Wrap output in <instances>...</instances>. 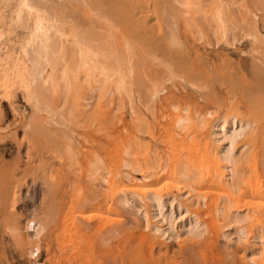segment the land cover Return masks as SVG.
Listing matches in <instances>:
<instances>
[{
	"label": "bare ground",
	"instance_id": "bare-ground-1",
	"mask_svg": "<svg viewBox=\"0 0 264 264\" xmlns=\"http://www.w3.org/2000/svg\"><path fill=\"white\" fill-rule=\"evenodd\" d=\"M172 2L178 5L177 8ZM237 2L235 0H0V264H100L97 262V250L93 246L94 243L92 244L95 240L90 242V238L93 236L94 231H96L94 235H98L97 231H102L107 223L98 222L99 224H96L95 230L90 233L92 236L88 238L86 235L88 241L85 239L84 233L91 224L78 223L79 220H76V216L73 217L79 205L86 204L87 206L88 204V207L90 205L99 207L101 203L108 204V201L111 202L113 200L112 196H115L117 205L120 204L123 209L128 208L126 210L131 209L134 212L133 215L143 224V230L148 231L147 234L138 233L139 236L141 235L143 246L149 255L145 262H142L144 264H208L205 252H209L210 249L206 251V248L213 246L211 245L212 241L211 244H207L208 240L204 239L205 237L210 239L209 236L215 233L220 234L228 243L247 242L246 251L240 260L234 259L233 262H224V264H264V188H261V185L255 188L253 184H246L247 176L250 173L247 171L248 174L245 180L244 176L246 174L241 168L242 162L246 161L247 163V160L250 161V158L255 155L254 152V155L250 156L249 152L252 146L250 149V145L245 139H249V142L255 137L263 140L264 121L260 122L259 119L254 116L253 119L250 115L251 118L247 115L238 116L235 114L218 115L217 118L211 120L210 118L214 117V110H205V113L201 110L202 113L199 110H193L190 104L173 101L170 104L172 109L170 117L166 116L169 122H165L166 128L164 124H161L164 127L161 128L164 129L163 131L166 129L167 137H164L168 138L171 143H175L178 140L176 138L184 142L183 147L185 150L188 148V151L184 152L187 153L182 155L183 159H179L178 155V165L176 166H174L176 160L172 161V157L169 158H172L173 164L170 163L169 166L166 163L169 161H166V159H170L167 157L163 158L166 162L163 161L162 166L158 164L161 161L151 162L152 166L150 168L146 163L147 171H144L145 168L142 169L140 162H132L130 157L133 154L130 148L123 147L124 157L119 160L121 161L120 166L118 165L119 161L116 164L118 167L121 168L122 166L124 168V176L121 177L122 180L126 179L128 184H125L124 181V183H118L114 180L110 165L111 157H109V153L113 149H109V152L101 149L104 153L99 150L103 145L106 149V146L108 147L111 143L112 130L110 127L116 122L121 123V115L120 117L118 115L120 112L124 115L123 109H127L129 116L133 119L131 120L137 123L133 122L132 126L134 127L135 124L136 127L140 126L138 127L140 134L143 131V126L147 125L145 112L147 111L153 119L154 104L160 99L161 94L163 95L164 88L161 84L163 79L158 75H154V72L147 68L151 66L150 63L145 67L147 62L157 63L161 67L160 70L162 69L158 74L165 75L164 78L168 82L176 80L178 83L177 78L179 77L181 82L177 87H180L183 92L189 91L199 99H203L201 93L204 90L203 85L205 83L208 84L207 87L211 85L207 81L208 79L210 81L211 78L208 77H211V74H208V79L206 78L205 82L203 80L204 83L200 87L193 82L195 79L193 77L192 80L189 73L191 69H194L195 63H198L194 57H198L200 53L197 49L189 46L185 47L179 38L177 22L181 17L186 19L184 22L186 25H192L196 30H199L200 34L201 32L203 34L206 29L207 31L210 30L212 33L210 37L214 36L215 38L213 40L215 42L212 44L218 52L222 53L225 49L228 50L229 47H234L233 50L238 49L237 56L240 57L239 61L242 62L241 67L238 69L241 78L247 76L244 70L253 69L256 70V73L258 72V75H262L261 83L264 85V34L259 28L258 20L260 18L257 20L258 17L255 11L250 10L247 5L244 9L241 5L243 11L241 12ZM239 4L241 3L239 2ZM251 4L254 5L255 2L254 4L251 2ZM261 13L263 14V11ZM188 28L190 27L187 26ZM195 29H193V33L198 34L199 32ZM185 32L187 33V30ZM195 34L192 35L193 39L191 38V40L196 38ZM200 34H198V37ZM207 38L206 42L209 40ZM203 39L199 37V41ZM211 41L207 44L204 42L205 46H210ZM239 46H242V48H239ZM159 52L162 53V58L161 56L158 57ZM199 62L203 63V66H207L205 65V59L204 62L201 60ZM154 68L153 66L152 70ZM224 68L223 72H225ZM183 69L190 72L184 74L186 70ZM205 71H207V68ZM218 71L214 74H217L219 78L224 76L220 71L221 75H219ZM208 72L212 71L209 70ZM230 73L232 74V72ZM232 78H230L231 82L234 79ZM228 79H226L227 82H229ZM244 80H247V78ZM211 81L215 80L211 79ZM224 82L221 83L222 86L227 83ZM215 84L218 86L217 83ZM232 85L235 87L234 82L230 86ZM239 85L242 87L241 84ZM249 85L250 83L245 85L244 82L243 87L251 92L250 90L254 89ZM240 86L237 84V87L241 88ZM173 87L175 88V85ZM237 87L236 92L239 91ZM261 88L264 90L263 86ZM256 91L258 93L259 90L256 89ZM230 92L234 93L231 89ZM243 93L248 92L244 91ZM239 94H242V92ZM144 97L149 98L145 103L142 102ZM17 98L22 100V106L20 102L18 104ZM248 98L250 97H247L246 101ZM260 99L263 103L262 97ZM251 104L252 102H250L252 107L253 104ZM247 105L249 106V104ZM21 107L23 110H21ZM9 111L14 114L16 120L12 118V122L8 121ZM162 116L164 118V115ZM256 117L259 118L257 115ZM84 127H87L88 131L96 132L97 136H99V132L105 133V136L102 140H97L92 132L83 135ZM78 128L81 131L82 128L84 130L79 131V133L77 132ZM194 128L197 130H195V133L209 130L210 138H208L210 140L204 138V140L197 141L198 144L193 142L194 146L191 144L193 147H191V150L189 148L190 144H186L185 138L189 137L187 140L191 139L190 142H192V138L195 140L196 134L193 137L186 133L189 130L193 131ZM18 129L23 131V137H16ZM191 131L189 133H192ZM30 133L32 136H35V134L40 136V134L45 133L48 140L60 143L61 148L58 145L60 153L59 150L56 152L57 149L54 153V149L51 148L42 147L37 149L30 142L23 143L22 139ZM131 136L135 137L137 134ZM201 137L205 136L198 135L197 139ZM79 138H82L84 142L81 143ZM119 138L120 136L116 140ZM135 138L136 143L139 144L140 139ZM9 139L11 141L8 144ZM79 143H86L85 145L88 146L84 145V148L82 146L76 147ZM99 143H101V146ZM176 143L178 144V142ZM254 143L255 146L256 143ZM129 144L131 145V142ZM131 146L133 147V145ZM178 147L180 149L181 145ZM183 147L180 152H183ZM76 148L83 149V152L79 150L80 153H77ZM156 152L154 151L152 156L155 157ZM12 153H15V157L9 163L6 161V157L12 155ZM143 153L144 151H142V155ZM180 158L182 157L180 156ZM65 159L72 168L68 172L72 179L70 184L66 185L70 189L67 187L66 189L70 191L71 188L77 187L73 191V193H76V190H79L78 186H83L80 184L84 183L85 190L90 192L97 189L95 188L97 185L102 187L101 190L97 189L100 192L96 190L98 194L91 195L89 192V196L86 198L80 197L79 200L77 195L73 194L74 198L76 196L78 200H75L78 204L76 203V206L74 204V207H72V202L67 203L64 201L66 190H64L61 182L51 179L54 175L52 174L53 170L58 173L60 171V174L63 170L65 173ZM136 159L135 161H137ZM194 159L195 161H193ZM78 160H81L83 164ZM261 160L259 162L264 164V160ZM114 161L116 162V160ZM197 161L201 162L198 163L200 166L196 163ZM247 164L249 165V162ZM263 164L260 167V171L262 170L263 173L260 174L264 176ZM30 166H34L37 171H40V174L37 173V178H33L31 185L34 186L40 183L44 185L41 191H37L43 194H41L42 198L39 206L37 205L31 210L30 207L36 205L37 195L30 202L23 194L28 191L29 183L25 182L24 175ZM253 166L255 165L251 167ZM170 167L177 176L173 180L168 178V174L166 176L164 174L170 170ZM197 171L199 172L196 173ZM253 172L256 173V170ZM259 172L256 173L257 176H259ZM170 173L172 174V172ZM58 178L60 177L58 176ZM249 180L251 181L250 178ZM171 181L173 187L170 185ZM80 190H82V187ZM82 192L84 191L82 190ZM82 192L81 196L83 195ZM203 192L210 194L207 195ZM69 193L71 195V192ZM211 194H216L211 196L213 199L208 198ZM134 200L143 203L141 205L144 207H137L135 205L137 202L134 204ZM237 200L243 201V203L239 204ZM106 206L108 207V205ZM110 207L111 210H106V213L112 211L113 206ZM66 208L71 215L72 210H69L75 208L73 217L71 215L69 217L67 214V218L66 214L62 213L64 209L66 211ZM104 209L106 208L104 207ZM90 210L92 211V209ZM93 213L92 215H94ZM106 213L104 214V216L106 215L105 220L109 216ZM97 216L100 217L99 214ZM208 216L211 217V220L204 221L203 217L209 219ZM102 218L98 220L101 221ZM92 226L94 227V224ZM61 228H65L69 234H73L75 239L79 237L78 235L82 236L84 234L83 238L80 237L81 240L77 242L74 240L70 241L71 243L68 242L70 244L68 246L65 244L64 237L63 241L59 239L58 232L63 233L65 230L62 232L60 231ZM125 231L127 230L125 229ZM124 233L122 231V234ZM97 235L93 237L96 238ZM65 237H68V235H65ZM105 237H102V239ZM214 237H211L210 240ZM107 238L111 239L112 237ZM184 240L185 243L187 240L191 243L194 241L193 243L203 245H199L198 251L196 253L194 251L195 256H193L191 251L195 250L194 247H197L196 244H193L194 247L190 248L191 251L187 249V252L189 251L193 257L182 258L174 252L176 250L170 247L174 246L172 244L176 242H178V246L179 242ZM102 241L104 244V239ZM84 242H88V245L83 244ZM124 243L126 244V242ZM104 246L105 244L102 247L104 248ZM86 247L87 249H85ZM105 248L103 250L99 248V253L104 256L114 254L110 246L106 245ZM183 248H181V251H183ZM138 254L142 255L141 251ZM83 256L88 257V259L84 261ZM214 258L215 254L211 253V264L212 259L216 260ZM217 260L219 263L224 261V259Z\"/></svg>",
	"mask_w": 264,
	"mask_h": 264
},
{
	"label": "rangeland",
	"instance_id": "rangeland-1",
	"mask_svg": "<svg viewBox=\"0 0 264 264\" xmlns=\"http://www.w3.org/2000/svg\"><path fill=\"white\" fill-rule=\"evenodd\" d=\"M229 1H232V0H229ZM237 3H238V7H239V9L241 10V12H243L242 11V8L244 9V7H245V5H247V7L250 9V10H252L253 12L255 11V13H256V15H257V20L259 21V28H260V30L262 31V34H264V31H263V29H264V19H262V18H264V9L262 10V8H264V0H253V1H250V0H235ZM239 2L241 3V4H239ZM251 2L254 4V2H255V4L254 5H252L251 4ZM173 3V2H172ZM174 4V6H175V8H177V6L178 5H176L175 3H173ZM237 5V4H236ZM241 5H242V8H241ZM253 7H252V6ZM255 6V7H254ZM255 8V9H254ZM257 9V10H256ZM259 9V10H258ZM258 13H257V12ZM261 11H263V14L261 13ZM261 15V16H258V15ZM244 17V16H243ZM167 18V17H166ZM165 18V19H166ZM184 20V21H183ZM262 20V21H261ZM166 21V20H165ZM186 21V19H184L183 17H181V18H179L178 19V22H177V25H178V34H179V38L181 39V41L184 43V45H185V47H187V46H189V47H192V48H194V49H197V51L200 53V55L198 56V57H194L195 58V60H196V62H198V63H195V67H194V69L192 70H190V71H187L186 69H183L185 72H184V74L186 73V74H188L189 72V74H191V78H192V80H193V77H194V79L195 80H193V82L194 83H196L197 84V86H202L203 84L202 83H204L205 82V80H207L208 78H211V79H214L215 81H211V79H210V81H209V79L207 80L208 81V83L210 82V84L211 85H213V86H211V85H209V87H207V83H205V85H203V87H204V90L201 92L202 93V98L203 99H199L198 97H196L195 96V94L194 93H191V92H183L182 90H181V88L179 89L178 87H177V85L179 86V83L181 82V80H180V78L178 77L177 78V80H179L178 81V83H177V81L175 82V81H169L168 82V80H166L164 77H165V75L163 76V74L161 73V75L160 74H158V72H161L162 71V69L160 70V68L161 67H159L158 65H157V63L156 64H154V63H152V62H147V64L145 65V67H147L148 66V64L150 63V65L153 67H155L153 70H152V67L151 66H148L147 68L149 69V70H151V71H153L154 73V75H158V76H160V78H162L163 80H161V84H162V86H163V90H164V92H163V95L161 94V96H160V99L154 104V109L153 110H155V111H153L152 113H153V115L154 116H152V118L153 119H151V116H150V114L146 111L145 112V110H143L144 112H145V114H146V119H147V125H145V126H143V128L145 129H143L142 128V132H141V134H143V135H141L140 133H139V131H138V127H140V126H137L136 127V122L135 121H132L133 119L129 116V114H128V110L127 109H123V111H124V115H123V113L122 112H120V114L118 115L119 117H120V115H121V123H115V124H113V125H111V130H112V133H111V135H112V138H111V143H109V145H108V147L106 146V149H105V147H104V145H103V147H101L99 150L101 151V149L103 150L104 149V151H110L111 149H113V150H111L110 151V153H109V157H111V159H110V165H111V170H112V174H113V176H114V180H116L118 183H124L125 182V184H128V182H127V180L126 179H123L122 180V177L124 176V174H123V171H124V168L121 166V168L120 167H118V165L120 166V164H121V161H119L122 157H124L123 156V147H127V148H130V151H131V153L133 154V155H131L132 157H130L131 159H132V162H140L141 163V165H142V169H143V167L145 168V169H143L144 171H147L146 169H147V166L150 168L151 166H152V163L151 162H153V161H155V162H159V161H161V162H159L158 164L159 165H163L166 161H169V162H166V163H168L169 164V166H170V163L171 164H173V162L172 161H175V163H177V164H175L174 163V166H176V165H178V160H177V157H178V155H179V159H183V156L182 155H185L187 152H184V151H188L187 149V146H186V150H185V148L183 147V143L184 142H182L181 140L179 141V138H176V139H178L176 142H178V144L175 142V143H171V141L170 140H168V138H166L167 137V133L165 132L166 131V129H165V131H163L164 129H162L161 127H163V125H161V124H164V127H165V122L166 123H168L169 121H167L168 120V118H166V116L167 117H170V114H171V112H172V109H171V107H170V104L173 102V101H179V102H182V103H186V104H190L191 105V107H192V109L193 110H199L200 112H204L205 110L207 111V110H214L213 112V116L214 117H212V118H210L211 120L212 119H214V118H217L218 117V115L219 116H222V115H225V114H235V115H240V116H242V115H247V116H252V118H253V116L256 118V119H259V121L260 122H262V121H264V102L263 103H261V99L259 100V98H261L262 97V101H264V90L261 88V86H263V88H264V85H262V75L261 74H259L258 75V72L256 73L253 69H250V70H248V71H245L244 70V73L247 75L245 78H247V80H244L245 78H241V75L238 73V69H239V67H241L240 65L242 64V62H240L239 61V56H237L238 55V53H239V51H238V49H235V50H233V48L234 47H229L228 48V50H224L222 53H220V52H218L217 51V48L212 44L213 42H215V41H213V40H215V38H214V36L213 37H210L211 35H212V33H211V31L210 30H208L207 31V29L206 30H204V32H203V34H202V32H201V34H200V32H199V30L197 29H195L192 25H186L184 22ZM263 22V23H262ZM184 24V25H183ZM263 26H262V25ZM182 25V26H181ZM186 26V27H185ZM187 26L188 27H192L193 29H195V31H197V32H199L198 34H200L199 35V37H200V39H205V41H201V43H200V41H199V37H198V34L196 33H193V29H190V28H188L187 29ZM185 27V28H184ZM263 27V28H262ZM187 30V33L185 32ZM191 31V32H190ZM210 31V32H209ZM206 32H208V33H210V34H206ZM185 33H186V35H185ZM191 33H193V34H195L196 35V38L194 39V40H191V38H192V35L193 34H191ZM188 34V35H187ZM190 34V35H189ZM205 34H206V36L208 37H206L205 36ZM205 36L207 39H209L208 40V42L209 41H211V47L210 46H205L208 42H206V38L205 37H203V36ZM188 36V37H187ZM191 36V37H190ZM193 39V38H192ZM196 40H197V42H196ZM204 42H206V44H204ZM215 44V43H214ZM199 45V46H198ZM200 47V48H199ZM209 47V48H208ZM211 48V49H210ZM212 48H215V49H213L212 50ZM232 48V49H231ZM239 48H242V46H239ZM230 49H231V51H230ZM229 51V52H228ZM202 53V54H201ZM160 54V55H159ZM204 54V55H203ZM213 54H215V55H213ZM158 57L160 58V56H161V58H162V53L161 52H159L158 54ZM219 55V56H218ZM214 56V57H213ZM223 56V57H222ZM201 57H202V59H201ZM211 57V58H210ZM218 57V58H217ZM197 58L199 59V61L201 60V61H203L204 62V59H205V65H207V66H203L204 64L203 63H201V62H199L198 60H197ZM222 59V60H221ZM211 60V61H210ZM216 60V61H215ZM209 61H210V63H209ZM217 62V63H216ZM222 62V63H221ZM215 63V64H214ZM211 64V65H210ZM224 64V65H223ZM198 65V66H197ZM201 65V66H200ZM219 65V66H218ZM221 65V66H220ZM158 66V67H157ZM200 66V67H199ZM223 66V67H222ZM144 67V69H146ZM150 67H151V69H150ZM211 67V68H210ZM218 67V68H217ZM225 67V68H224ZM159 70H158V69ZM206 68H207V71H205L206 70ZM223 68L225 69V72H223ZM230 71V72H232V74L227 70V69ZM157 69V70H156ZM201 69V70H200ZM210 71H212V72H208L209 70ZM216 69V71H214ZM220 71V73H222V75H224V76H220V78L218 77V75L217 74H214L215 72L217 73V71L218 70ZM237 70V71H236ZM251 70H253V71H251ZM157 71V72H156ZM193 71V72H192ZM199 71V72H198ZM205 71V72H204ZM219 71H218V73H219ZM222 71V72H221ZM229 72V74H228V72ZM206 72H207V74H206ZM238 74H237V73ZM247 72V73H246ZM253 72V73H252ZM201 73V74H200ZM219 73V75H221ZM226 73H227V75H226ZM183 74V75H184ZM193 74V75H192ZM206 75V77L204 78V76ZM208 74H211V77L208 75ZM212 74H214L213 76H212ZM230 74H231V76L234 78H232L231 76H230ZM203 77H202V76ZM216 75V77L214 78V76ZM236 77H235V76ZM239 75V76H238ZM260 75H261V77H260ZM162 76V77H161ZM185 76V75H184ZM196 76V77H195ZM209 76V77H208ZM228 76V77H227ZM201 77V78H200ZM208 77V78H207ZM241 79H240V78ZM253 77V78H252ZM207 78V79H206ZM216 78H217V80H216ZM222 78V79H221ZM226 78V79H228V81L232 84V82H234V84H235V87L233 86H230L231 84L229 83V82H227V80L224 79ZM230 78H232L233 80H232V82H231V79ZM259 78V79H258ZM197 79V80H196ZM200 80V82H199V80ZM218 79H220V80H218ZM203 80H204V82H203ZM238 80V81H237ZM250 80V81H249ZM197 81V82H196ZM222 81H225V82H227L226 83V85H223L222 86V82L220 83V82ZM240 81V83H238ZM171 82V83H170ZM224 82V83H225ZM244 82H245V85H248L249 83H250V85L249 86H251L254 90H250L251 92H249V89H248V91L243 87V84H244ZM176 83V84H175ZM215 83H217L218 84V86H216V84ZM223 83V84H224ZM255 85H254V84ZM259 83V84H258ZM172 84V85H171ZM199 84V85H198ZM229 84V85H228ZM237 84H238V86H240L239 84H241L242 85V87L241 88H239V87H237ZM260 84H261V86H260ZM166 85V86H165ZM173 85H175V88L173 87ZM220 85V86H219ZM228 85V86H227ZM222 86V87H221ZM256 86V87H255ZM203 87H201V88H203ZM208 88V91H207V88ZM212 87V88H211ZM236 87H237V90H239V91H235L236 90ZM171 88V89H170ZM218 88H220L219 90H218ZM233 88H235L234 90H232ZM209 89H210V91H209ZM230 89H231V91H233L234 93H232V92H230ZM241 89V90H240ZM256 89H258L259 91H258V93H257V91H256ZM213 90V91H212ZM242 90H244L245 92H248V93H243L244 91H242ZM172 91V92H171ZM256 91V92H255ZM214 92V94H212V93ZM226 92V93H225ZM242 92V94H239V93H241ZM261 92V93H260ZM179 93V94H178ZM231 93H232V95L234 94V96H232L231 95ZM253 93V94H252ZM260 93V94H259ZM177 94V95H176ZM211 94V95H210ZM245 94V95H244ZM246 94H248V95H246ZM182 95H183V97H182ZM143 96H144V94H143ZM172 96V97H171ZM207 96H209L208 98H207ZM210 96H212V97H210ZM214 96H215V99H214ZM247 97H250L251 98V100H250V98H248L247 99V101H246V98ZM259 96H261V97H259ZM193 97V98H192ZM232 97L235 99H233L232 100ZM253 97V98H252ZM255 97V98H254ZM165 98H167V99H165ZM170 98V99H169ZM172 98V99H171ZM205 98V99H204ZM258 98V100H256ZM147 99H149V98H147ZM146 99V97H144V98H142V102H146V101H148ZM164 99V100H163ZM194 99V100H193ZM255 99V100H254ZM19 100V101H18ZM249 100V101H248ZM252 100H254V101H252ZM164 101V102H163ZM171 101V102H170ZM245 101V102H244ZM17 102H18V104H19V102H20V105L22 106V100L20 99V98H17ZM220 102V103H219ZM227 102V103H226ZM246 102H247V104H249V106H250V102H252V104H253V106L251 107V110L249 109L250 107L246 104ZM228 103H230V104H228ZM237 103H239V104H237ZM259 103H260V105H259ZM195 104V105H194ZM198 104V105H197ZM251 104V105H252ZM261 104H262V106H261ZM157 105V106H156ZM169 105V106H168ZM230 105V106H229ZM195 106V107H194ZM216 106V107H215ZM238 106V107H237ZM20 107V106H19ZM222 107V108H221ZM261 107V108H260ZM157 108V109H156ZM216 108H218V109H216ZM226 108V109H225ZM229 108V109H228ZM231 108H232V111H231ZM166 109H169V110H171L170 112H168V110H166ZM21 110H23L22 109V107H21ZM157 110V111H156ZM161 110V111H160ZM202 110V111H201ZM255 110V111H254ZM231 113H230V112ZM251 111V112H250ZM256 112L255 114L259 117V118H257L256 117V115L254 114V112ZM159 112V113H158ZM202 112V113H203ZM223 112V113H222ZM233 112V113H232ZM11 115H10V114ZM9 116H8V121H13V119L12 118H14V120H16L17 118L14 116V114L13 113H11L10 111H9ZM158 115H157V114ZM205 113V112H204ZM248 113H250V114H248ZM164 115V118H162L163 116L162 115ZM215 114V115H214ZM13 115V116H12ZM11 116V117H10ZM150 116V117H149ZM249 116V118H251ZM155 117V118H154ZM119 118V119H120ZM132 119V120H131ZM161 119V120H160ZM254 119V118H253ZM263 119V120H262ZM163 120V121H162ZM159 121V122H158ZM132 122V123H131ZM133 122H135L136 124H135V126L133 127L132 125L134 124ZM156 122V123H155ZM118 124V125H117ZM151 124H152V127H151ZM156 124H157V126H156ZM158 125H159V127H158ZM161 125V126H160ZM153 126H154V129H153ZM2 127V126H1ZM136 127V128H135ZM163 127V128H164ZM84 128H85V130H84ZM84 128H82V131H81V129L80 128H78L77 129V132H82L83 133V135H85L86 133L87 134H89V133H91L92 131H88L89 129L87 128V127H84ZM114 128V129H113ZM123 128H125V129H123ZM159 128V129H158ZM161 128V129H160ZM166 128V127H165ZM87 129V130H86ZM111 130H110V132H111ZM131 130V131H130ZM196 129L194 128L193 129V131H191V130H189V131H187L186 133L188 134V135H194V134H196V135H194V136H196L195 137V140L197 139V137H198V135L200 136H205V137H201V138H199V139H197L196 141L194 140V138H192L191 136V138L193 139L192 140V142H190L191 141V139L190 140H187L188 138L186 137L185 139H186V144L187 145H189V148L192 150V146H194V143L193 142H195V144H198V142L197 141H200V139H202V140H204V138H206V139H209L210 138V136H209V130L208 131H206V130H204V131H201V133L200 132H198V133H195L196 131H195ZM22 130L21 129H18L17 131H16V137L17 138H19V137H23L22 136V133H23V131L21 132ZM115 131V132H114ZM126 131V132H125ZM128 131V132H127ZM136 131V132H135ZM146 131V132H145ZM192 132V133H189V132ZM79 132V133H80ZM123 132H124V134H123ZM154 132V133H153ZM160 132H161V134H160ZM194 132V133H193ZM206 132V133H205ZM256 132H258V131H256ZM81 133V134H82ZM92 133H94L93 135H95L94 137H95V139H97V140H102L103 138H104V136H105V133L103 134V132L102 133H98V135L99 136H97V133L96 132H92ZM164 133V134H163ZM86 134V135H87ZM101 134V135H100ZM103 134V135H102ZM118 134V135H117ZM128 134V135H127ZM137 134V136H135V137H138V139H140V143L138 144V143H136V138L134 137V136H131V135H136ZM124 135H125V137H124ZM101 136V137H100ZM115 136V138H113ZM118 136H120V138L119 139H117L116 140V138H118ZM150 136V137H149ZM164 136H166V137H164ZM193 136V137H194ZM255 136H257L256 134H255ZM99 137V138H98ZM133 137V138H132ZM153 137V138H152ZM162 137V138H161ZM209 137V138H208ZM125 138V139H124ZM150 138V139H149ZM166 138V139H165ZM80 139V138H79ZM131 139V140H130ZM160 139V140H159ZM182 139V138H181ZM210 140V139H209ZM11 141V139H9L8 140V144H9V142ZM22 141H23V143H27V142H30V143H32V144H34V146L35 147H37V149H41L42 147H46V148H51V149H54L53 151H54V153H55V149H57V151L56 152H58V150H59V148H58V145L60 144H58L57 142L55 143V141L54 140H52V141H54V142H51L50 140H48V138H47V136H46V134L45 133H43V134H40V136L38 135V134H35V136H32V134L30 133L29 135H27V137L26 138H23L22 139ZM80 141H81V143H83L84 141H83V139L81 138L80 139ZM79 141V142H80ZM134 141V142H133ZM166 141V142H165ZM245 141L246 142H248L249 143V145H250V149H251V146H252V149H251V151L249 152V154H250V156L252 155H254V152H255V155L252 157V158H250L251 160V162L249 161V160H247V163L249 162V165L246 163V161L245 162H242V164L244 165H242V170H243V172H244V174H246L245 176H244V178L247 176V174H248V172L250 173V175L249 176H252V175H254L253 177H249V176H247L248 178H247V180H246V178H245V180L247 181L246 182V184H249L250 183V185L251 184H253V186L255 187V188H257L258 187V185H259V187H260V185H261V188H264V186H263V184H264V180L261 182L260 180H262V179H264V176L263 175H261L263 172H262V170L260 171V167H262V164H263V162H259L260 161V159H262L261 161H263L264 160V156H263V153H264V138H263V140L261 139H258L257 137H255V138H253L252 139V141L251 142H249V139L248 140H246L245 139ZM261 141V142H260ZM119 142V143H118ZM121 142H123V143H121ZM129 142H131V145H133V147L129 144ZM160 142V143H159ZM166 143V145H165V143ZM182 142V143H181ZM253 142H255L254 144H255V146L253 145ZM260 142V143H259ZM121 143V144H120ZM167 143H169L168 145H167ZM179 143H181V144H179ZM247 143V144H248ZM11 144V143H10ZM80 144V143H79ZM77 145L76 147H79V146H82L83 148H84V145L86 144V143H84V144H80V145ZM100 144V146H101V143H99ZM111 144V145H110ZM113 144H115V145H113ZM120 144V145H119ZM126 144V145H125ZM130 146H129V145ZM136 144V145H135ZM144 144H145V146H144ZM148 144V145H147ZM175 146H174V145ZM185 144V143H184ZM191 144H192V146H191ZM156 145V146H155ZM171 145V146H170ZM179 145H181V148L179 149V147L178 146ZM263 145V146H262ZM86 147L88 146V145H85ZM99 146V147H100ZM139 146H141V147H139ZM169 146V147H168ZM56 147V148H55ZM59 147H60V145H59ZM75 147V146H74ZM86 147H85V149H86ZM118 147V148H117ZM136 147V148H135ZM168 147V148H167ZM174 147H175V149H174ZM182 147L184 148L183 149V152H180L181 151V149H182ZM192 147V148H191ZM61 148V147H60ZM81 148V147H80ZM78 149V148H76V151H78L77 153H80V151L79 150H81V149ZM122 148V149H121ZM139 148V149H138ZM148 148V150H146ZM172 148V149H171ZM84 149V150H85ZM110 149V150H109ZM121 149V150H120ZM136 149H138V150H136ZM177 149V150H176ZM201 149V148H200ZM199 149V150H200ZM256 149H258L257 151H256ZM119 150V151H118ZM151 150V151H150ZM157 151L154 155H158L156 158L154 157V156H152L153 155V153H154V151ZM171 150H174V151H171ZM196 150V149H195ZM261 150V151H260ZM86 151V150H85ZM84 151V152H85ZM104 151H101L102 153H104ZM112 151H113V153H112ZM142 151H144V153H143V155H142ZM179 151V152H178ZM197 151V150H196ZM263 151V152H262ZM81 152H83V149L81 150ZM175 152V153H174ZM178 152V153H177ZM59 153H60V150H59ZM121 155H119V154ZM150 153V154H149ZM180 153H181V155H180ZM252 153V154H251ZM15 153H12V155H10V156H7L6 157V161H8L9 163L10 162H12L13 161V159H14V157H15V155H14ZM118 154V155H117ZM176 154V155H175ZM14 155V156H13ZM117 155V156H116ZM137 155V156H136ZM174 157H173V156ZM257 155V156H256ZM259 155V156H258ZM25 156V155H24ZM49 156H51V155H49ZM80 156V155H79ZM116 156V157H115ZM139 156V157H138ZM149 156V157H148ZM166 156V157H165ZM180 156L182 157V158H180ZM263 156V157H262ZM81 157V156H80ZM80 157H78V159H80ZM133 157H135V158H133ZM138 157V158H137ZM153 157V158H152ZM169 158V157H172L173 158V160L171 161V159L172 158H169L170 160H167L166 159V161H164L163 160V158ZM256 159H255V158ZM118 160H117V159ZM137 158V159H136ZM146 158V159H145ZM148 158V159H147ZM159 160H158V159ZM161 158V159H160ZM175 158V159H174ZM113 159V160H112ZM135 159L137 160V161H135ZM157 159V160H156ZM196 159V158H195ZM195 159L193 160V161H195ZM114 160H116V162L114 161ZM139 160V161H138ZM198 160V159H197ZM24 161H25V158H24ZM66 161V162H65ZM80 163H82L81 162V160H78ZM113 161H114V163H113ZM120 163H119V162ZM144 161V162H143ZM163 161H164V163H163ZM200 161V160H199ZM199 161H197L196 163L198 164L199 163ZM111 162H112V164H111ZM151 163V164H149V163ZM255 164H254V163ZM64 163L66 164V166L64 165V170H65V173L63 172V170H62V172H61V174H60V171H59V173L56 171V170H53L52 171V174H54L53 176H52V178L51 179H56V181L57 182H61V184L64 186V190H66L65 192H66V195H65V202H72V204H73V206L72 207H74V204H75V206H76V203L78 204V202H76L75 200H79V198L81 197V198H83V197H87V196H89V192L90 191H87V190H85L86 188L84 187V184H80V185H83V186H78V189L79 190H76V193L74 192L73 193V191H75V189H77V187L75 188V187H73V189L71 188V190L69 191L68 189H70L69 187H67L68 186V184H70V181H71V179H72V176L71 175H69V170H72V168L68 165V161L65 159L64 160ZM116 163H119L118 165L116 164ZM142 163H144V164H142ZM146 163H147V166H146ZM201 163V162H200ZM199 163V164H200ZM251 163H252V165H255V166H253V167H256V168H253V167H251L252 165H251ZM260 165H258V164ZM83 164V163H82ZM198 164V165H199ZM258 166H257V165ZM197 165V166H198ZM114 166V167H113ZM200 166V165H199ZM195 167V169H197L196 168V166H194ZM193 167V168H194ZM244 167V168H243ZM250 167V168H249ZM259 167V168H258ZM114 168H116V169H114ZM148 168V169H149ZM173 168H175V167H173ZM248 168V169H247ZM254 170H253V169ZM57 169V168H56ZM67 169H68V171H67ZM170 170L169 171H167V172H165L164 174H165V176L168 174V178L169 179H171V180H173V179H175L177 176H175L176 175V173H174L173 172V170H172V168L170 167L169 168ZM247 169V170H246ZM250 169V170H249ZM262 169H264V164H263V168ZM158 170V169H157ZM255 171L256 170V173L257 172H259L258 173V175L259 176H257V174L255 173V172H253V171ZM246 171V172H245ZM248 171V172H247ZM158 172V171H157ZM170 172H172V174L170 173ZM199 171H197L196 173H198ZM201 172V171H200ZM262 172V173H261ZM37 173H39L40 174V171H37L36 170V168L33 166H30V168L27 170V172H26V174L24 175V180H25V182L28 184L29 183V187H28V191H25L23 194H24V197L25 198H27V199H29V201L30 202H32L31 201V199L33 198V197H35L36 195H37V198H36V205H33V207H30V210L31 209H33L35 206L37 207V205L39 206V204H40V202H41V198H42V192H40V193H38L39 192V190L41 191V188H43L44 187V185L42 184V183H40V184H36V185H31V182H32V180H33V178H37ZM57 173H58V175H57ZM63 173V174H62ZM174 173V174H173ZM261 173V174H260ZM116 174H118V175H116ZM123 174V175H122ZM169 174H171V175H169ZM255 174H256V176H257V179H258V181H257V179H256V177H255ZM64 175H66L67 177L65 178V176L63 177ZM199 175L201 176V174L199 173ZM60 177V178H58L57 179V177ZM122 176V177H121ZM197 176H198V174H197ZM261 176V177H260ZM119 177V178H118ZM162 177V176H161ZM259 177V178H258ZM263 177V178H262ZM67 179V180H65V179ZM69 178V179H68ZM249 178L251 179V181L249 180ZM120 179V180H119ZM260 179V180H259ZM66 181V182H64V181ZM126 180V181H125ZM255 180V181H254ZM124 181V182H123ZM41 182H43V181H41ZM169 182H170V180H169ZM172 182V181H171ZM254 182V183H253ZM255 182H259L258 184L257 183H255ZM263 183V184H262ZM255 184V185H254ZM67 185V186H66ZM170 185H172V187H173V182L172 183H170ZM86 186V185H85ZM257 186V187H256ZM66 187L68 188V189H66ZM80 187V188H79ZM81 187H82V190L84 191V192H82V190H80L81 189ZM196 187H198V186H196ZM40 188V189H39ZM84 188V189H83ZM95 188H97V189H100L101 190V188L102 187H100L99 185H97V187H95ZM94 188V189H95ZM33 189V190H32ZM35 189H37L36 191H34ZM97 189H95V190H92L90 193H91V195L92 194H94V193H96V194H98L97 193V191H99V190H97ZM30 190V191H29ZM97 190V191H96ZM38 191V192H37ZM71 192V195H70V193L69 192ZM78 191H79V193H78ZM36 192H37V194H36ZM81 192H82V196H81ZM100 192V191H99ZM26 193V194H25ZM31 193V194H30ZM78 193V194H77ZM87 193V194H86ZM102 193H104V192H102ZM204 194H210V193H208V192H203ZM42 194V195H41ZM76 194L77 195V199H76V196H75V198H74V195ZM80 194V195H79ZM31 195H32V197H31ZM215 196L216 194H211L208 198L210 199V198H212L211 196ZM29 196V197H28ZM71 196V197H70ZM73 196V197H72ZM80 198V199H81ZM112 199L113 200H111V198H110V200H111V202L110 201H108V204H106L105 202H104V204L103 203H101V205H99V207H97V205H90V207H88L89 205L87 204V206H86V204L85 205H82V206H80L79 205V208H76V210L78 211V213H77V211H75V213H77V214H75L74 213V217H73V212H74V209L75 208H71L69 211H71L70 213H72V215L71 214H69L68 213V209L66 208V211H65V209L62 211V213H64V214H66V216H67V214L69 215V217H70V215H71V217H73V218H75V216H76V220L78 221V223H81V224H83V223H88V224H91V226H89V227H87L88 229H86L85 231H83V232H85L84 234H85V236L84 237H86V235H87V237L88 238H90L89 236H92V234H93V236L95 237L96 235H94L95 233H96V231H94L93 232V230H95V228H96V224H99L98 222H102L103 224H104V222H105V224L106 225H104V231L102 230V231H97V233H98V235H97V237L96 238H94L93 236V238L91 237L90 238V242L92 241V240H95L94 242H92V244H93V246H94V248H95V250H97L96 252V255L98 256L97 258H98V260H97V262H99L100 264H122L123 262V264H144V263H142V262H145V259L146 258H148L149 257V255H148V252L145 250V247L143 246V243H142V238H140L141 237V235L139 236V234L140 233H142V234H147V230H143V224L141 223V221H139L138 220V218L135 216V215H133V211L131 210V209H129V210H126V209H128V208H126L125 207V209H123L122 207L123 206H121L119 203V205H117L116 203H117V201H116V199H115V196H112ZM213 199V198H212ZM212 199H211V202H212ZM40 200V201H39ZM69 200V201H68ZM71 200V201H70ZM73 200V201H72ZM77 200V201H78ZM238 201V200H237ZM116 202V203H115ZM134 202V204H135V202H137L135 205H137V207L139 206V208L140 207H144L143 205H141V204H143V203H141V202H139L138 200H134L133 201ZM241 202L243 203V201H238L237 203H239V204H241ZM38 203V204H37ZM111 203H112V205H111ZM140 204V205H139ZM106 205H108V207H110V206H113L112 208V211H110V212H108V213H106L108 210H111V207L108 209V207L106 206ZM102 206V207H101ZM106 208V209H104V207ZM78 207V206H77ZM82 207H84V208H82ZM87 207H88V209H87ZM97 207V208H96ZM102 208H103V210H102ZM90 209H92V211L90 210ZM94 209V210H93ZM98 209V210H97ZM79 210H82V211H79ZM86 210V211H85ZM107 210V211H106ZM191 210H193V209H191ZM88 211H91V212H88ZM93 211H94V213H93ZM102 211H104L106 214H108L109 216H107L106 217V220H105V216H104V214L105 213H103ZM79 212H81L82 214H80ZM113 212H114V214H113ZM203 212V211H202ZM86 213V214H85ZM92 213L94 214V215H92ZM110 213V214H109ZM81 216H80V215ZM85 214V215H84ZM89 214H90V216H89ZM100 215V217L99 216H97L96 217V215ZM82 215H83V217H82ZM88 215V216H87ZM78 216H79V218H78ZM86 216V217H85ZM91 218V219H88V218ZM102 218V220L101 221H99L98 219L99 218ZM117 217H119V218H117ZM207 217V216H206ZM204 218L203 217V219H204V221H209V220H211V217H209V219L208 218ZM67 218H68V216H67ZM86 220H85V219ZM83 219H84V222H83ZM81 220H82V222H81ZM91 220V221H90ZM96 220V221H95ZM108 220V221H107ZM89 221V222H88ZM107 221V222H106ZM94 224V227L92 226L93 224ZM108 224H109V227H108ZM119 224H120V226H119ZM116 225V226H115ZM138 225H140V226H138ZM99 226V225H98ZM106 226V227H105ZM114 226V227H113ZM123 226V228H121ZM140 227V228H139ZM120 228V229H119ZM65 229V228H64ZM63 228H61L60 229V231H62L63 232V230H64ZM107 231H106V230ZM111 229V230H110ZM113 229V230H112ZM116 229V230H115ZM125 229L128 231H125ZM66 230V229H65ZM64 230V232L63 233H59L58 232V236L60 237L59 239L60 240H62L63 241V237H64V241H65V244H67L68 246L70 245L68 242H72L73 240L74 241H80L81 240V238H83V235L81 236V235H78L79 237L78 238H80V239H75V236L73 235V234H69L68 233V231L66 230L65 231ZM115 230V231H114ZM142 230V232H140ZM122 231L123 232H125L124 234H122ZM143 231H144V233H143ZM65 232H67V233H65ZM82 232V233H83ZM91 232H93L92 234H90ZM104 232V233H103ZM105 232H106V235H105ZM113 232V233H112ZM81 233V234H82ZM87 233V234H86ZM139 233V234H138ZM99 234H101V235H99ZM115 234H117V235H115ZM128 234V235H127ZM137 234V235H136ZM62 236V239H61V236ZM65 235H68V237H65ZM125 235V236H124ZM218 235H219V237H218ZM214 234V235H210L209 237H210V239H211V237H214L215 239H216V241H215V239L213 238L212 240H210L209 238H207V237H205V239L204 240H208L207 241V244H211V241H212V246L213 247H208V248H206V251H208V249H210V251L209 252H205L204 254H205V256H206V258L208 259L207 261V263L209 264H211V260H210V256H211V253H213V254H215V258L214 259H216L215 261L212 259V264H221V263H223L224 264V262H227V263H229L230 261H232L233 262V260L234 259H237V260H240L241 258H242V256H243V253H245V251H246V247H247V242H245V241H242V242H237V243H233V242H231V243H228V242H226L224 239H223V237H221L220 236V234ZM104 236H106L105 238H103L104 239V244H105V246H104V248L102 247L104 244H103V239H102V237H104ZM73 237H74V239H73ZM85 238V239H87L88 241H89V239L88 238ZM107 237H112L111 239H109V238H107ZM121 237V238H120ZM101 238V239H100ZM106 238H107V240H106ZM124 238V239H123ZM129 238V239H128ZM141 239V240H140ZM67 240V241H66ZM105 240H106V242H105ZM126 240V241H125ZM120 241V242H119ZM128 241V242H127ZM135 241V242H134ZM214 241V242H213ZM70 242V243H71ZM124 242H126V244L124 243ZM140 244H139V243ZM194 242V241H193ZM191 243V241H187L186 240V243H188V244H186L185 243V240L184 241H182V242H179V244H183V245H179L178 244V246H177V243L178 242H176V243H173L172 245H174V246H172V247H170V248H173V250H176V251H174V252H176L177 254H178V256H180V257H182V258H188L189 256H192L191 255V253L189 252V251H191V249L194 247L193 246V244L195 245L196 243ZM203 242V241H202ZM88 242H84L83 244H86V245H88L87 244ZM97 245H96V244ZM107 243V244H106ZM216 243V245H214ZM90 244V243H89ZM110 244V245H109ZM239 244V245H238ZM106 245H108V246H110V248L112 249V252H114V254L112 255V256H109V255H102L101 253H99V251H100V249L99 248H101V250H103V249H106L105 247H106ZM199 245L201 246V245H203V244H196L195 246H197V247H194L193 249H195V250H192L191 252H192V254H193V256H195V253H196V251H198V247H199ZM137 246V247H136ZM140 248H139V247ZM207 246V245H206ZM215 246V247H214ZM217 246V247H216ZM184 247V248H183ZM187 247H189V248H187ZM181 248H183V251H181ZM191 248V249H190ZM213 248V249H212ZM85 249H87V247L85 248ZM99 249V250H98ZM187 249L189 250L188 252H187ZM197 249V250H196ZM139 250V251H138ZM172 250V249H171ZM179 252H178V251ZM184 250H186V251H184ZM214 252H213V251ZM141 251V253H142V255L141 254H138L139 252ZM195 251V253H193ZM137 252V253H136ZM184 252H186V253H184ZM211 252V253H210ZM208 253V254H207ZM242 255H241V254ZM88 254V253H87ZM86 254V255H87ZM184 254V255H183ZM190 254V255H189ZM217 254V255H216ZM89 255V254H88ZM187 255V256H186ZM240 255H241V257H240ZM131 256V257H130ZM148 256V257H147ZM192 256V257H193ZM25 257H27V256H25ZM71 257H73V256H71ZM84 257V261L86 260V259H88V257L86 258L85 256H83ZM83 257L81 258L82 260H83ZM139 257V258H138ZM143 257V258H142ZM43 258H44V256H43ZM74 258V257H73ZM117 258V259H116ZM122 258V259H121ZM136 258V259H135ZM232 258V259H231ZM110 259V260H109ZM217 259H221V260H223L224 259V261H220V263L218 262V260ZM230 259V260H229ZM100 260V261H99ZM103 261V262H102ZM110 261V262H109ZM210 261V262H209ZM130 262V263H129ZM135 262V263H134ZM141 262V263H140ZM240 262V261H239ZM226 264V263H225ZM251 264V263H250ZM253 264V263H252ZM255 264V263H254Z\"/></svg>",
	"mask_w": 264,
	"mask_h": 264
}]
</instances>
